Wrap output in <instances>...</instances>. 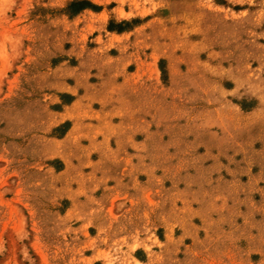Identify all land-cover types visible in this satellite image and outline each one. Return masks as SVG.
I'll use <instances>...</instances> for the list:
<instances>
[{
	"label": "rangeland",
	"instance_id": "obj_1",
	"mask_svg": "<svg viewBox=\"0 0 264 264\" xmlns=\"http://www.w3.org/2000/svg\"><path fill=\"white\" fill-rule=\"evenodd\" d=\"M0 264H264V0H0Z\"/></svg>",
	"mask_w": 264,
	"mask_h": 264
},
{
	"label": "trees",
	"instance_id": "obj_2",
	"mask_svg": "<svg viewBox=\"0 0 264 264\" xmlns=\"http://www.w3.org/2000/svg\"><path fill=\"white\" fill-rule=\"evenodd\" d=\"M83 4H86L84 1H82L81 3H80V5H83Z\"/></svg>",
	"mask_w": 264,
	"mask_h": 264
}]
</instances>
